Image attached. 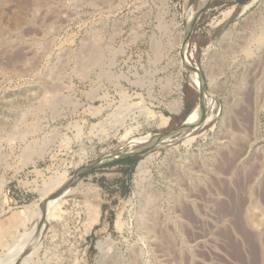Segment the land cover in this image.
Here are the masks:
<instances>
[{"label":"rangeland","instance_id":"1","mask_svg":"<svg viewBox=\"0 0 264 264\" xmlns=\"http://www.w3.org/2000/svg\"><path fill=\"white\" fill-rule=\"evenodd\" d=\"M251 1L0 0V264H264V41L243 51L264 0Z\"/></svg>","mask_w":264,"mask_h":264},{"label":"bare ground","instance_id":"2","mask_svg":"<svg viewBox=\"0 0 264 264\" xmlns=\"http://www.w3.org/2000/svg\"><path fill=\"white\" fill-rule=\"evenodd\" d=\"M43 1V0H42ZM201 1V6H203L204 5V3H206V2H208L209 0H200ZM258 0H252L249 4H247V5H245L244 7H243V11H246V10H248L255 2H257ZM41 4V3H40ZM43 6V5H42ZM232 13V9H230L229 11H227L226 13H224V17H228L230 14ZM22 22V21H21ZM23 23V22H22ZM24 23H25V21H24ZM21 24V23H20ZM23 25V24H22ZM23 28V27H22ZM238 40V39H237ZM264 41V29L261 31V33H259V34H257V35H253V38H252V40L250 41L249 40V42H247L246 43V45L244 46V48H243V51L247 54V55H252L253 54V47H251V45L252 44H254V46H256L257 48H260L261 47V45H262V42ZM186 48H187V44H185L184 45V48H183V50L184 51H186ZM96 55H98V54H96ZM93 62L94 63H96V62H99V61H101V60H97L98 59V57H96V58H94L93 57ZM97 60V61H96ZM190 67H191V72H189V77H190V79H191V81L195 84V86L197 87V89H198V91L200 92V94L202 95V103H203V105L205 106L208 102H209V100H208V98H209V93H207V92H205L204 91V89H203V85L200 83V81L197 79V77L195 76V72L194 73H192L193 72V68H192V66L190 65ZM85 76V75H84ZM50 98V97H49ZM210 99V98H209ZM49 102H48V100L46 101V99H45V102H44V104H48ZM49 105V104H48ZM47 105V106H48ZM210 105V104H209ZM14 106V105H13ZM183 106V102H182V100H176V102H174V104L173 105H170V109H171V111L172 112H174V113H179V112H181V110H182V107ZM37 109V108H36ZM150 115H152V113L150 114ZM196 113L195 114H193V115H191L190 116V118L188 119V121H187V123H186V127L185 128H187V127H189L191 124H192V122H194V120H195V118H196ZM164 116V115H163ZM211 116V115H210ZM212 118V117H211ZM163 120L164 121H162V119H161V121H162V123L164 122V125L165 124H167L168 122H169V120H170V118L169 117H166V118H164L163 117ZM185 128L183 129V130H185ZM29 129H30V127H29ZM34 130V129H33ZM183 130H181V131H183ZM177 132H180V131H177ZM166 138V137H165ZM135 142H137V143H142V144H144V143H148L149 141H150V135H148V136H145V137H142V138H139V139H136V140H134ZM133 141V142H134ZM164 141H166L164 138L162 139V142H164ZM160 142V141H159ZM188 142H190V141H188ZM152 143V142H151ZM144 160L143 161H141L140 162V167H142L143 166V164H144ZM68 180L69 179H67V176H63V179H59L58 181L56 180V182L53 184V185H51V186H53L51 189H50V191L49 192H51L52 193V191L53 190H55V189H58V188H60V190H61V187H63L62 188V190L60 191V192H62L61 194H60V192L58 193V195H57V197H55L54 199H50L51 201H49V203H48V205H47V215H50V216H52V217H58L57 215V212H58V210H57V208H59V206H58V204L60 203V201H61V199L64 197V195L70 190L67 186H68ZM51 193H48L47 194V196L49 195V194H51ZM55 195V194H54ZM53 196V195H52ZM56 196V195H55ZM50 210V211H49ZM21 215H22V218H20V220L18 221V226H22L24 223H25V221H26V218H27V212H25V211H22L21 213H20ZM15 217H18L19 215H17V214H15L14 215ZM32 216V214H30L29 213V215H28V217L30 218ZM36 216H38V213H36L35 214V216L34 217H36ZM251 223L253 224V226L255 225V228H259V226H257V224L255 223V222H252L251 221ZM4 224V223H3ZM9 225V224H8ZM260 225V224H259ZM262 225V224H261ZM251 226V225H250ZM257 226V227H256ZM252 228H254V227H252ZM12 229H14V228H12ZM12 229H9V230H12ZM255 230V229H254ZM259 230V229H258ZM7 231V230H6ZM9 233H10V231H8ZM5 234H7V232H5ZM7 236H9V235H7ZM11 238V237H10ZM259 239V238H258Z\"/></svg>","mask_w":264,"mask_h":264},{"label":"water","instance_id":"3","mask_svg":"<svg viewBox=\"0 0 264 264\" xmlns=\"http://www.w3.org/2000/svg\"><path fill=\"white\" fill-rule=\"evenodd\" d=\"M202 11H203V9L200 10V13H202ZM185 127H186V122H184L181 125V127L179 128L178 131H180V132L186 131V130H183ZM181 130H183V131H181ZM159 141L160 140L157 139L154 142H152L150 145L144 146V147L138 149L137 151H130L126 154H120V155L108 157V158L103 159L99 162L90 164V165L86 166L85 168H83L82 170H80L75 175V178H81L84 175H86L87 173L95 171V170H99L105 166L115 165V164H119V163H123V162H129L131 160H134L138 156L143 155V154L149 152L150 150H152L153 148H155L156 146H158Z\"/></svg>","mask_w":264,"mask_h":264}]
</instances>
